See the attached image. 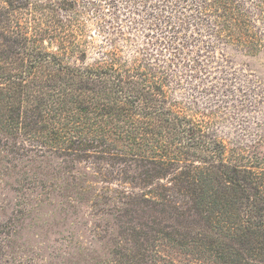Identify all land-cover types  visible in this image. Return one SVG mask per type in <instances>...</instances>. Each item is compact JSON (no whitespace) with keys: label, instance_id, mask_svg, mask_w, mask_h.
<instances>
[{"label":"trees","instance_id":"1","mask_svg":"<svg viewBox=\"0 0 264 264\" xmlns=\"http://www.w3.org/2000/svg\"><path fill=\"white\" fill-rule=\"evenodd\" d=\"M132 2L134 13L162 12L159 34L168 37L159 42L183 66L174 69V57L156 52L142 58L140 50L125 59L115 40L87 63L85 52L76 57L67 48L65 29L72 30L78 0H0V180L13 178L20 213L44 223L47 206L55 209L51 218L77 203L113 216L109 251L91 256V264H163L159 246L176 248L193 264H264V160L230 158L212 130V111L189 114L195 100L174 97L184 79L209 74L221 51L222 79L245 78L233 87L242 94L239 107L249 89L256 103L246 109L264 123V79L244 73L252 70L241 58L242 70L231 65L236 56H264V0ZM54 24L63 33L55 50L44 40L47 33L56 39ZM189 27L194 32L181 38ZM94 226L96 236L106 230ZM22 228L17 217L0 218V264H34L4 256Z\"/></svg>","mask_w":264,"mask_h":264},{"label":"rangeland","instance_id":"2","mask_svg":"<svg viewBox=\"0 0 264 264\" xmlns=\"http://www.w3.org/2000/svg\"><path fill=\"white\" fill-rule=\"evenodd\" d=\"M132 1L131 3H125L123 0H78L76 8L80 7V10L76 14V19L73 20L72 30L69 29V26L65 29V32L71 35V42L67 44V48L73 46L77 54L76 57L81 56L82 52H85L86 62L90 63L100 47L103 50L110 49L109 41L115 40V44L122 46V56L125 59L131 58L136 50L138 52L140 50L139 55L142 58L154 57L156 52L163 55L160 59L174 57L169 62V64L174 63L172 64V66H175L174 69L183 66L181 60L179 62L176 60L179 55H176V58L172 53L170 54V50L163 47L162 43L159 42L160 40L164 42L168 37L166 31H164L165 34L162 38L161 34H159L165 20L162 12L159 15L155 14L153 17L151 16L153 14L152 9L146 12L145 8H141L139 14L134 13L133 9L136 4ZM149 12L152 13L148 14ZM163 13L168 14V12ZM177 16L174 13V17L170 19L171 24L176 22ZM192 18V14L188 15L189 22ZM146 21H148L149 25H146ZM54 27L55 30L53 32L56 39L49 37L48 33L44 36L45 45L52 47L53 50L58 45V42L55 41L59 39V34L61 37L63 36L58 26L54 24ZM193 32V27H189V29L182 30L179 34L181 38H184L187 34H192ZM123 34L127 36L128 41L122 37ZM49 42L52 43L50 44ZM147 42L150 43L149 46L146 45ZM153 44L156 45L154 49ZM192 51L194 49L189 47V51L186 50L187 53L182 55L185 62L187 57L193 55ZM220 52L216 53L214 59L216 62L210 63L212 69L209 74L201 72L198 73L200 74L198 77L184 79L183 85L179 87L178 91H175V94L173 93L174 97L184 103L185 101L195 100L194 106H189L192 110L189 111V114L195 115L198 112L201 117L200 108H204L202 115L206 111H212V130L217 138L221 139L225 144L230 158L245 164L262 162L264 160V141L258 143L255 139V136L261 132L259 127L264 128L263 125L261 126L262 119L256 118L255 109H246L250 104L254 105L256 103L252 102L253 98L250 97L253 92L249 91V89L246 91L249 95L246 97V102L243 103L245 104L244 107L240 108L239 103L243 101L242 94L233 87L238 85V81L243 82L245 78H238L236 82H232L233 84L227 83L222 79V72L217 68L221 66ZM263 57L261 55L236 56L235 64L231 65L238 66L242 70L241 67L243 66L240 65L241 58L243 62L248 64V68L252 70L247 71L248 69H245L244 73L253 72L252 74L255 78L261 77L264 79ZM201 58L205 59L204 56H201ZM261 63L262 66H260ZM179 70L181 71V69ZM225 84H228L230 91L224 92ZM209 86L210 91H207L206 87ZM218 105L220 106L217 110L213 109ZM257 109L258 111L262 110L260 104ZM257 120L260 122V126H256ZM236 153L239 155L236 158L230 155H235ZM12 186H14L13 178L0 180V218L17 217L19 222H23L25 228L19 231V238L16 240V244H19V247L16 244H13L12 247L5 246L4 256L10 253L12 255L19 254L24 258L31 257L34 259L31 260L34 264H64L67 261L68 263H74L75 260L79 262L76 264H91L93 262V260L90 261V259H93L91 256H95V259H97V256H106L109 249L105 248L104 242L109 237L113 216L103 211L101 214L96 215L97 210H95V207L92 210L86 204L77 203L75 207L66 208L65 212L63 211L57 217L51 218L49 212L55 209L52 206H47L45 208L47 217L44 223L41 216L39 219L31 217L30 214L20 213L21 207L17 205L19 198L17 193L11 190ZM2 214L6 216L3 217ZM35 216L37 217V215ZM95 223L106 229L101 232L103 234L99 236L93 234L96 231ZM27 245L31 246V248L26 253L23 248ZM77 248L80 251H77ZM159 249L165 257L163 264H193L195 262L189 255L180 253L176 248L159 246ZM76 258H83L82 262ZM23 264H30V262H23Z\"/></svg>","mask_w":264,"mask_h":264}]
</instances>
